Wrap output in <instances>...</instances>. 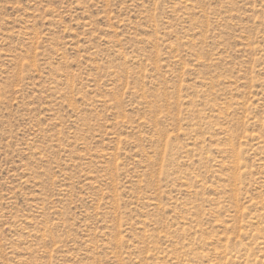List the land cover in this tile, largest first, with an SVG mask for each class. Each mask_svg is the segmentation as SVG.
Returning <instances> with one entry per match:
<instances>
[{
	"label": "rangeland",
	"instance_id": "1",
	"mask_svg": "<svg viewBox=\"0 0 264 264\" xmlns=\"http://www.w3.org/2000/svg\"><path fill=\"white\" fill-rule=\"evenodd\" d=\"M0 264H264V0H0Z\"/></svg>",
	"mask_w": 264,
	"mask_h": 264
}]
</instances>
